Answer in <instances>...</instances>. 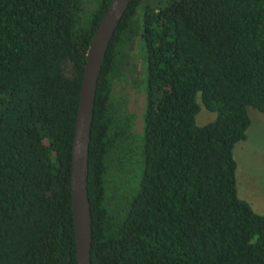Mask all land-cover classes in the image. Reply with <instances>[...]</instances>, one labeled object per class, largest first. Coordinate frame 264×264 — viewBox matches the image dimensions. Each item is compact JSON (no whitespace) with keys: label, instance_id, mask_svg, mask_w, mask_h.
<instances>
[{"label":"trees","instance_id":"16d2710c","mask_svg":"<svg viewBox=\"0 0 264 264\" xmlns=\"http://www.w3.org/2000/svg\"><path fill=\"white\" fill-rule=\"evenodd\" d=\"M110 1L0 0V264H76L72 140ZM136 47L140 133L113 98ZM248 107L264 117V0H130L95 94L91 264H264V216L236 190Z\"/></svg>","mask_w":264,"mask_h":264},{"label":"water","instance_id":"95a60500","mask_svg":"<svg viewBox=\"0 0 264 264\" xmlns=\"http://www.w3.org/2000/svg\"><path fill=\"white\" fill-rule=\"evenodd\" d=\"M130 0H111L88 47L77 106L71 156V212L76 264H91L92 218L88 196L90 133L98 77L105 53Z\"/></svg>","mask_w":264,"mask_h":264},{"label":"rangeland","instance_id":"374dc122","mask_svg":"<svg viewBox=\"0 0 264 264\" xmlns=\"http://www.w3.org/2000/svg\"><path fill=\"white\" fill-rule=\"evenodd\" d=\"M132 68L121 80L114 82L113 98L118 109L124 108L133 114L134 131L142 132V113L145 106V94L136 82L138 63H141L139 49L136 47L129 53ZM133 54V55H132ZM137 67V68H136ZM135 81V82H134ZM199 111L196 124L205 125L216 118V112L207 110L197 96ZM251 123L246 130V137L237 142L233 149L236 167V190L239 198L247 201L252 209L264 216V117L256 109L248 107Z\"/></svg>","mask_w":264,"mask_h":264}]
</instances>
